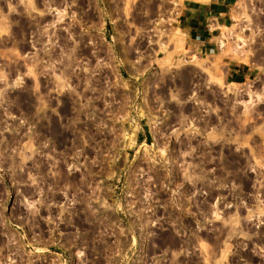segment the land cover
Masks as SVG:
<instances>
[{
  "label": "rangeland",
  "instance_id": "1",
  "mask_svg": "<svg viewBox=\"0 0 264 264\" xmlns=\"http://www.w3.org/2000/svg\"><path fill=\"white\" fill-rule=\"evenodd\" d=\"M181 3L0 0V264H264V0Z\"/></svg>",
  "mask_w": 264,
  "mask_h": 264
},
{
  "label": "crops",
  "instance_id": "2",
  "mask_svg": "<svg viewBox=\"0 0 264 264\" xmlns=\"http://www.w3.org/2000/svg\"><path fill=\"white\" fill-rule=\"evenodd\" d=\"M232 0H182L179 8L177 29L184 37L186 45L207 49L216 38V31L228 22L224 17L229 14ZM246 67H228L227 78L240 83L249 74Z\"/></svg>",
  "mask_w": 264,
  "mask_h": 264
}]
</instances>
